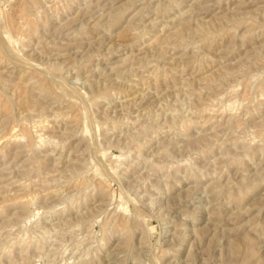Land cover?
<instances>
[{"label":"rangeland","instance_id":"374dc122","mask_svg":"<svg viewBox=\"0 0 264 264\" xmlns=\"http://www.w3.org/2000/svg\"><path fill=\"white\" fill-rule=\"evenodd\" d=\"M0 264H264V0H0Z\"/></svg>","mask_w":264,"mask_h":264},{"label":"bare ground","instance_id":"6f19581e","mask_svg":"<svg viewBox=\"0 0 264 264\" xmlns=\"http://www.w3.org/2000/svg\"><path fill=\"white\" fill-rule=\"evenodd\" d=\"M39 131V130H38ZM40 133V132H39Z\"/></svg>","mask_w":264,"mask_h":264}]
</instances>
